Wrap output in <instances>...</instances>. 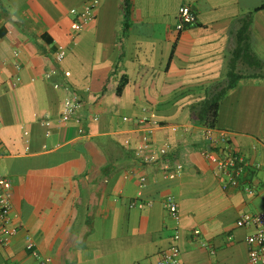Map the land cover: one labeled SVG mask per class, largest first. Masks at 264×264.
Here are the masks:
<instances>
[{
  "label": "crops",
  "instance_id": "0c3cea01",
  "mask_svg": "<svg viewBox=\"0 0 264 264\" xmlns=\"http://www.w3.org/2000/svg\"><path fill=\"white\" fill-rule=\"evenodd\" d=\"M89 1L0 0V176L12 183L19 228L0 244V264L155 262L177 230L184 264H250L256 229L237 220L264 208V71L227 93L217 128L196 121L191 105L226 78L252 12L251 45L264 61V8L255 10L264 0H132L128 25L123 0H100L75 32L72 9ZM183 5L197 21L180 30ZM66 85L83 96L80 124L61 122ZM145 118L156 125L149 151L172 146L155 163L138 154ZM218 149L247 159L241 187L215 175L206 153ZM176 163L182 173L165 177Z\"/></svg>",
  "mask_w": 264,
  "mask_h": 264
},
{
  "label": "built area",
  "instance_id": "2783aa9c",
  "mask_svg": "<svg viewBox=\"0 0 264 264\" xmlns=\"http://www.w3.org/2000/svg\"><path fill=\"white\" fill-rule=\"evenodd\" d=\"M100 0H90L82 9H72L75 15L74 29L75 32H80L86 25L95 17L96 8ZM197 21L196 12L190 5H183L179 10V25L180 30L188 27ZM67 48L60 45L56 52V60L63 62L67 55ZM57 69L52 70L47 74L50 78L52 75L57 74ZM59 87V84H56ZM65 90L67 95L64 100L61 122L67 123L75 121L78 124L82 122V110L84 107V100L82 94L73 89L71 85H66ZM146 125V132L144 135V142L139 147L138 154L141 156L142 161L145 163H155L167 157L172 149L169 142H164L158 149L149 151L152 145L153 135L155 132L154 123L149 121L148 118L141 120ZM50 124L49 122L47 123ZM84 132L83 128H79V133ZM208 138L212 139L211 134ZM207 157L214 166L215 175L222 180L224 187L233 186L241 187L242 177L244 176L249 163L245 156L233 149L226 151L210 150L207 151ZM184 167L182 163H176L172 167H168L165 171V177H176L180 175ZM142 184L147 182V177L141 178ZM244 190L249 194H254L256 189L251 185H244ZM12 183L9 179L0 176V244H8L10 239L18 232L19 228L11 224L12 204ZM133 205L144 207V202H134ZM165 206L170 212L172 218L177 225L181 223V209L179 202L170 196L165 200ZM238 226L248 227L254 226L255 232L247 237L249 245L250 264H264V208L255 213H243L237 220ZM181 238L179 230L174 235V243L171 247L164 252L160 258L153 262H138L135 264H184L181 257V248L178 244ZM29 249H33V244H28ZM43 264H47L45 261Z\"/></svg>",
  "mask_w": 264,
  "mask_h": 264
},
{
  "label": "trees",
  "instance_id": "16d2710c",
  "mask_svg": "<svg viewBox=\"0 0 264 264\" xmlns=\"http://www.w3.org/2000/svg\"><path fill=\"white\" fill-rule=\"evenodd\" d=\"M123 7L125 12V25H128L132 11V0H123ZM263 8L264 4L257 7L255 10L257 11ZM253 21L254 12L243 19V26L239 32L240 44L234 49L232 57L228 62L229 69L226 78L212 85L204 99L191 105L193 118L207 128H217L222 101L227 93L238 85L240 79L259 76L257 72L264 71V61L255 53L251 45ZM240 63L252 70L249 72H242L239 68ZM121 89H123V84L119 92H121Z\"/></svg>",
  "mask_w": 264,
  "mask_h": 264
}]
</instances>
